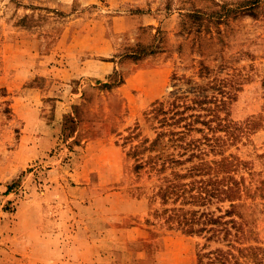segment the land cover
Masks as SVG:
<instances>
[{
  "label": "rangeland",
  "instance_id": "rangeland-1",
  "mask_svg": "<svg viewBox=\"0 0 264 264\" xmlns=\"http://www.w3.org/2000/svg\"><path fill=\"white\" fill-rule=\"evenodd\" d=\"M200 261L264 264V0H0V264Z\"/></svg>",
  "mask_w": 264,
  "mask_h": 264
},
{
  "label": "trees",
  "instance_id": "trees-1",
  "mask_svg": "<svg viewBox=\"0 0 264 264\" xmlns=\"http://www.w3.org/2000/svg\"><path fill=\"white\" fill-rule=\"evenodd\" d=\"M144 47H142V46H139V47H136L135 48V50H133V51H131V52H129V53H126L125 55L126 56H128V57H131V58H133V59H140V58H142L146 53H147V51H145V49H143ZM122 80L120 79L118 82H121ZM156 112L157 113H162V114H164L165 113V110L163 109V105H162V103L160 104V106H158V107H156ZM70 120H72L71 118H69ZM162 120L164 121L165 120V117H163L162 118ZM161 120V121H162ZM180 216H182L181 214H177V217L179 218L178 219V223H179V225H181V226H184V225H186V224H188V227L186 228V231H189V232H192V231H194V229H193V227L191 226V225H189V223L192 221V220H187V219H185L184 217L185 216H182V217H180ZM203 229V227L202 228H200V229H197L198 231H201ZM196 230V231H197ZM208 238H210V236L208 237ZM213 252H215V254H214V257L213 258H211V260L214 262V261H216V262H220L221 261V257H222V253H221V251L219 250V249H215ZM209 253L210 252H208V253H202L203 255H209ZM202 254H199V256H201ZM207 262H209V261H207ZM203 262L202 261H200V264H202Z\"/></svg>",
  "mask_w": 264,
  "mask_h": 264
},
{
  "label": "crops",
  "instance_id": "crops-1",
  "mask_svg": "<svg viewBox=\"0 0 264 264\" xmlns=\"http://www.w3.org/2000/svg\"><path fill=\"white\" fill-rule=\"evenodd\" d=\"M103 63H104V65H103V66H105V67L108 65V64L106 65V63H107L106 61H103Z\"/></svg>",
  "mask_w": 264,
  "mask_h": 264
}]
</instances>
